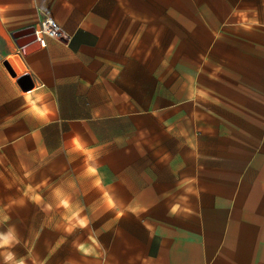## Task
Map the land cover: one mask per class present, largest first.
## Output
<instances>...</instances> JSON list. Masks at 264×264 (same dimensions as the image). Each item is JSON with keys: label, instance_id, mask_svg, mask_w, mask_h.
Segmentation results:
<instances>
[{"label": "crops", "instance_id": "obj_1", "mask_svg": "<svg viewBox=\"0 0 264 264\" xmlns=\"http://www.w3.org/2000/svg\"><path fill=\"white\" fill-rule=\"evenodd\" d=\"M43 17L64 41L39 45ZM137 107L185 123L190 157L165 165L158 192L139 174L100 176L96 215L112 223L97 225L103 255L81 264H264V0H0V149L38 139L65 164L79 150L84 166L116 154L121 166L100 169L136 170L135 145L72 138L75 123ZM217 155L244 160L225 175L241 193L207 189Z\"/></svg>", "mask_w": 264, "mask_h": 264}, {"label": "rangeland", "instance_id": "obj_2", "mask_svg": "<svg viewBox=\"0 0 264 264\" xmlns=\"http://www.w3.org/2000/svg\"><path fill=\"white\" fill-rule=\"evenodd\" d=\"M137 111V117L97 119L85 127L75 123L72 138L77 148L95 146L101 152L135 145V167H139L136 170L100 169L107 164L116 165V154L105 157L108 159L105 163L100 156L98 164L91 161L84 166L79 150L72 151L73 160L65 164L58 159L59 154L51 152V145L44 151L38 139H32L30 145L24 144L20 156L21 148L7 141L6 147L0 149V233L7 234L11 229L14 239L0 248V264H81L82 259L103 255L96 239L97 225L110 226L112 217L96 215L102 206L97 189L103 188L98 178L134 174L138 178L139 174L151 180L148 183L152 184V190L158 192L159 179L173 170L165 165L190 157L185 151L191 145L185 123L176 121V117H168L172 120L166 122L167 117H159L158 108L153 109L151 117L143 115L138 107ZM161 146L169 147V152L160 153ZM211 160L216 169L211 171L213 181L207 184V189L220 195L241 193L239 183L229 185L225 175L228 167L235 164L237 180L244 160L239 157L231 160L225 155ZM175 173L170 177L178 176ZM104 189L110 192L112 187ZM9 252L13 253V259L6 262L4 256Z\"/></svg>", "mask_w": 264, "mask_h": 264}, {"label": "built area", "instance_id": "obj_3", "mask_svg": "<svg viewBox=\"0 0 264 264\" xmlns=\"http://www.w3.org/2000/svg\"><path fill=\"white\" fill-rule=\"evenodd\" d=\"M35 40L40 46L45 44L46 38L64 41L66 36L61 26L50 17H43L32 30Z\"/></svg>", "mask_w": 264, "mask_h": 264}, {"label": "clouds", "instance_id": "obj_4", "mask_svg": "<svg viewBox=\"0 0 264 264\" xmlns=\"http://www.w3.org/2000/svg\"><path fill=\"white\" fill-rule=\"evenodd\" d=\"M175 211V209H173ZM14 239L13 230H9L7 234L0 233V248L10 245ZM5 261H11L13 259V253L9 252L4 256Z\"/></svg>", "mask_w": 264, "mask_h": 264}, {"label": "snow or ice", "instance_id": "obj_5", "mask_svg": "<svg viewBox=\"0 0 264 264\" xmlns=\"http://www.w3.org/2000/svg\"><path fill=\"white\" fill-rule=\"evenodd\" d=\"M42 114V113H41Z\"/></svg>", "mask_w": 264, "mask_h": 264}]
</instances>
